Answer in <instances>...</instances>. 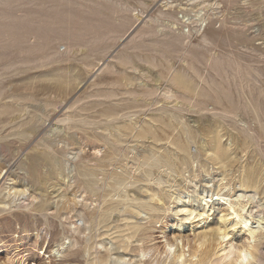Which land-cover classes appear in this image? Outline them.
<instances>
[{
    "label": "bare ground",
    "instance_id": "obj_1",
    "mask_svg": "<svg viewBox=\"0 0 264 264\" xmlns=\"http://www.w3.org/2000/svg\"><path fill=\"white\" fill-rule=\"evenodd\" d=\"M66 1L67 0H7V2L3 3V8H1L3 13H0V57L6 56L9 54V51L12 52L13 49H18L19 47L20 54L26 53L29 55L32 50L38 49L42 46V43H46L44 41H48L46 44L48 53L43 54L39 58V63L37 64L39 66L38 68L47 67L55 62L58 64L59 59L61 62L65 61L66 59H63V57H65L63 56L64 53L56 50L53 46L59 42L63 43V41H66V52L69 53L73 49H76L75 47H77V44H74V41L64 36L44 40L45 37L41 34L40 30H43L41 28L49 23L54 24L55 22L40 15L39 12L30 9V7H34V9L38 8L42 12L43 9H58L64 5V2L69 3V1ZM107 2L111 3L112 1L108 0ZM209 6L211 5L207 3L206 0H186V3L175 5L173 1L165 0L161 5V11L158 12L157 19L159 20L161 18L166 20L171 27L178 26L180 20L174 16V13L176 12V8L179 7L185 11L183 13L185 22L190 21V17L193 16L190 22L194 28L197 29L199 24L204 26L206 21H208ZM80 8L84 9L81 6ZM88 8L90 9L91 7ZM7 9H16L17 12H4ZM64 10L65 9H63V11ZM112 10L118 14L124 12V9L120 5L113 7ZM63 11L60 13L61 15ZM53 12H55V10ZM59 12H55V14H59ZM101 15L103 16L102 13ZM138 15L136 14V17ZM61 17L65 19V17ZM124 19L126 22L128 16L126 18L124 17ZM137 20H140L139 16ZM155 21L152 18L144 21L145 23L143 20L140 21V24L143 22L144 25L138 30V34H140L139 38L148 37L153 39L155 37L157 32ZM63 22L65 23V21ZM32 24L38 28H35L39 30L38 32L33 33L31 31L32 29L30 30ZM56 24H54V27ZM79 25H83V22ZM61 26L62 25L58 27L57 25L58 29H60ZM64 28L65 27L62 29ZM70 28L72 29V27ZM45 29H47V27H45ZM190 30L191 29L188 27L189 34L186 35L184 33L176 34L171 29L172 32H170L169 39L167 38L165 41L154 42L156 47H154L153 51L158 53L161 52V57L164 61L157 60V57L151 59L148 56L145 61L151 69H157V79H154L156 83L152 84L151 80V84H147V86L143 85L144 87H138L140 85H137V87L128 88L135 82V76H133V78L127 73V70L132 69L135 71L141 66L139 67L131 56L124 55L118 59L119 65L125 69L119 72L120 76L117 73L118 78L114 77L113 81L107 85V87H109L103 90L104 92L99 89L101 92L96 90L97 92L95 91L96 93L94 94H91L93 93L91 92L88 95L85 94L83 97H80L72 107H70V109L76 108V112L70 115L67 114L65 119L59 121V123H65L67 125L68 131L76 130L85 135L90 144L102 143L107 147L102 157L97 156L96 159L89 160L90 163L93 162L95 165L76 163L81 159L80 155L83 149L80 147V143L73 137H68V139L63 140L67 149L58 150V153H60L64 159L65 169L58 170L57 168V173H55V170L54 174L58 179L62 178L64 181H67V185L65 191H62L60 195L57 193L58 196H56L61 200L66 199V192L68 189L76 185L78 187V193H81L83 190V193L87 195V198H85L86 200L90 199L92 202L98 204V208L86 214L84 218L85 220L87 219L86 223L89 225L90 233H93L91 237L88 238L89 241L87 244L81 241V236L84 235L88 229L72 226L73 223L69 224L68 232L72 233L75 244L79 245V249L74 252L76 261L79 262V264H112V253H110V251L103 253L100 248H104V241H97V238L101 237L100 234L97 235V232L101 229L106 230L102 235L109 236L111 237L110 239L116 241L119 247L118 249L126 252L136 251L137 258H140L143 264H264V198L261 197V195H264V178H261L262 171L258 165L259 163L257 164V161L256 163L254 162L257 155H259L258 152L254 157L255 159L251 158L253 155H250L247 161L245 160L246 162L243 161L251 148H253L252 151H255L254 148L257 146V142L259 140L263 142L262 140H264L263 92H260L259 90L261 89H259L258 92H256V94H258L255 95L253 94L254 88H252L250 90L251 96H246L245 98L244 95L246 93L242 94L240 90H237L239 94L237 95V93H235V97L230 91V83L228 81L232 78L230 82L234 84L236 88L246 89V87H249L250 89L253 87L252 85L250 86V83L257 72L255 73V69L253 70L251 68L253 70L252 72V70H249L250 68H246L240 60L234 57V60H231V58L229 59L227 53L225 54H227L228 57L224 54L219 56L215 54V57L212 55L208 56L207 51H205L206 53H198L199 50L198 52L197 49L192 50L194 46L190 48L191 51L187 49L188 58L183 60V62H181V58L180 62L182 65H178L176 59L179 56L182 57L179 53L182 52L181 49H184V44L188 42ZM210 31L211 30H208V33L200 39L204 45H214L215 43L211 38L213 35ZM72 32L74 31H71V33ZM59 33L61 34V32ZM140 44L137 45L143 47L144 44ZM24 45L27 46L23 47ZM91 45L93 44L91 43ZM178 46L181 47L179 48ZM149 47H151V44ZM51 48L53 51H51ZM158 49H162L163 51H158ZM180 50L181 52H179ZM203 50L204 49H202V51ZM205 50L207 49L205 48ZM250 52H252V50ZM154 55L159 54L155 53ZM70 56L72 55L70 54ZM88 58L90 57L88 56L86 60H88ZM251 59H253L252 56ZM251 59L250 63L253 62ZM26 60L25 57V61ZM83 60L85 61V59ZM88 62L90 63L91 61L88 60ZM13 65V63H10L0 69V80L4 79L5 76L7 77ZM248 66H250V64ZM103 67L107 69L108 65L105 66V63L100 65L99 63L97 71H100ZM143 67L141 68L143 69ZM32 68L34 67L32 66L31 69ZM25 69L30 70L27 67ZM20 71H22V69H20ZM252 73H255V75L253 76ZM14 76L12 75L11 78ZM63 76L64 75H60L54 78L57 82L58 91L60 89L61 92L63 91L62 94L64 95L68 93L69 86L74 83L73 80L75 77L72 76V78H70V74L67 77ZM142 77L139 78V80L143 79ZM145 78L148 79V81L153 79L147 76ZM74 81H76V79ZM86 82H78V85L74 83L76 88L72 91L81 90L86 85ZM90 84H92V82ZM50 86L49 88H51ZM0 89L3 90V88ZM51 89H53V87ZM55 89V92H57L56 87ZM247 91V94H249L250 91L248 89ZM255 91H257V89ZM2 93L3 92H0V127H7L11 136L15 137L23 144H27L32 138L39 134L46 125L47 127L50 126L45 134L46 138L43 139V142L45 143V154L54 152V146H60L59 140L57 141L55 136L59 135L64 130L57 125L58 123L51 126V119L59 110L64 108L65 104L61 103L58 105L56 101L48 99L44 102L40 100L41 105L39 106L41 107L37 109V111L39 110V114H37L36 111V113H30L31 111L29 112V109L31 103L37 102L35 100L36 97H33L35 96L34 94H32L33 96L13 94L14 96L6 98L11 100V102L2 103L1 100L4 99ZM60 95L61 94H59V96ZM91 99H95L93 103ZM161 104L162 106H160ZM165 105H170L171 108L168 109L164 107ZM99 108L101 109L99 110ZM142 115L146 117V119L143 118L144 121L140 119ZM191 115H200L201 118H194L193 121H190L192 119V117H190ZM209 116L212 118H209ZM250 119H252V121H250ZM252 123L254 124L252 125ZM101 125L104 126L101 127ZM98 127L102 128V134L100 135L94 132ZM225 137H228L225 141L227 142L229 140V144L224 143ZM197 139H203L204 141L202 148L205 149V151L203 153L201 151V156L205 160L202 163L198 160L199 156L194 155L191 151V146L199 142ZM237 140H240L241 143L239 148L240 151L237 150L239 152L234 150L236 147L232 149L235 146V142L237 143ZM146 141H151L148 142L150 143V149L142 150L143 152H141V154L137 153L136 147L139 146L140 143L144 145ZM107 142H111V144ZM160 143H163V146H159ZM38 146L39 145H37V147ZM76 146H78V148H76ZM261 147L263 148L262 145ZM248 149L250 150L247 151ZM255 149L257 150V148ZM94 151L99 152L100 149H95ZM252 151H250L251 154H253ZM175 152L177 154H175ZM249 157L250 160H253L251 163L248 162L250 161ZM25 158L27 157L25 156ZM56 159L57 160L54 162L58 164L59 158ZM132 160L134 163L130 165V161ZM21 162L22 161L17 164L16 169L19 170L21 174L24 173L27 177L31 178L32 182L30 181L31 183H28L26 178H24L23 181L17 180V182H14L16 178L13 176L15 179H12V175L9 173L10 169L6 173L4 172L5 174L0 180V182L3 181L0 185V214L7 208L20 207V204L25 205V207L30 206V209L36 208L37 204H43L42 193L38 192L40 191L38 186L42 182L38 176L39 173L36 178L35 171ZM74 162L76 163L75 165L72 164ZM111 167L112 169H110ZM211 169L212 171L219 170V174L213 177L210 173ZM118 170H120V172H118ZM161 170H163V172ZM198 170L201 174L198 173ZM74 171L76 172V176L73 177L72 173ZM156 171H161L173 177V182L179 185V187H176L173 191L174 194L179 197V201H181L184 196L185 198H193L197 196V193L202 191L199 195L201 197L198 206L190 204V201H182L181 207L177 206L176 209L185 216L186 220L190 221L199 218L198 222H202L203 226L200 230L196 229L188 233H184L183 231L165 233L162 237L165 238V248H167L166 251L164 250L165 258L160 262H156L155 260H148V262H146V260L143 261V259H146L151 252H154L155 256L159 247L156 249V246L152 247L146 245L150 244L151 235L149 231L152 227L147 226V223H139L138 218L143 213H147L146 211H150L151 214L149 215L153 218H151L149 224L152 225L157 222L159 216L156 214L159 208L155 206L149 207V205L142 201L143 198L140 193H151L148 196L151 201L162 202L163 199L159 191H155L153 188L149 187L144 189L142 186L140 188V193H134L132 197L124 190L128 187L127 185L131 183L132 179L134 181L132 184L142 182L151 183L154 180L157 185H160L163 178L162 175H160L161 172L159 176H155V178L154 175ZM16 172L19 173L18 171ZM138 172L142 173L141 176H136ZM19 176L17 175V177ZM99 176H101V179H99ZM199 176H203V181L206 182V184H210V182L216 180V188L212 191L204 187L199 188L197 184ZM47 179L49 181L50 176H48ZM47 179L45 178V180ZM58 185L60 184L58 183ZM77 192H75L73 196L74 205H77ZM116 196L118 197L117 201H114ZM172 197L173 195L169 198ZM66 205L67 204H65V206ZM47 207L41 205L37 207V210H46L49 212L48 210L50 209ZM168 209H170V207ZM55 210L53 214L62 213L63 215L68 209L66 210L65 207H58ZM69 212L70 211H68V213ZM115 214L119 215L116 218L117 220H113ZM214 214H216V218L210 220V217L214 216ZM134 219L136 220L133 221ZM113 223H116L114 227L112 226ZM237 229L240 234L245 236L244 240L236 237L235 232ZM43 232L44 229L32 232L25 230L21 232V237H35L36 240L39 241L43 238ZM110 232L111 234H109ZM52 235L53 234H51V236ZM56 235L57 233H54V236ZM134 239L137 240L140 247L133 250L131 248V243ZM73 244L74 243H72V245ZM17 245L19 244L17 243ZM64 247L65 243L63 242L58 243L57 246L52 250L50 249L49 252L47 249H44V247L41 249L39 247L37 249V245L33 250L37 255L41 254V256H45L47 253H52L53 251L62 255L64 253ZM23 250L24 249L20 247H16L14 251L17 254L8 253L4 261L0 262V264H14L15 262L17 263V261H21L22 264H29V258L26 257L27 254H22L24 253ZM161 253L162 252H159L158 255ZM51 256H53V254L49 255L47 259L51 260ZM34 262L33 264H38V262ZM47 263L52 264V261ZM135 264L139 263L136 261Z\"/></svg>",
    "mask_w": 264,
    "mask_h": 264
},
{
    "label": "rangeland",
    "instance_id": "obj_2",
    "mask_svg": "<svg viewBox=\"0 0 264 264\" xmlns=\"http://www.w3.org/2000/svg\"><path fill=\"white\" fill-rule=\"evenodd\" d=\"M67 1H69V3L64 2V5H62L58 9H53V10L52 9L51 10L50 9L49 10L43 9L42 12L38 8L34 9V7H30V9H33V10L39 12V14L43 15L45 18L54 21L55 22L54 24L57 23L55 25V27H54V24L49 23L48 24L49 26L45 25L41 28V29H43V30H40L41 34L45 37L44 40L53 39V38H56L58 36L59 37L64 36V37H68L69 39L74 41V44L75 43L77 44V47H75L76 49H73L69 53L66 52V46H65L67 44L66 41H63V43L59 42L53 46V47H55L56 50H59L60 52L64 53L63 56H65V57H63V59L64 60L66 59L65 61L61 62L59 59L58 64H56L57 62H55V63H53L47 67H40V69L38 68L39 66L37 64L39 63V58L43 54L48 53V48L46 47V44L48 41H44L46 43H42V46L40 48L32 50L29 55L26 53L20 54V50H19L20 47H19L18 49H13L12 52L9 51V54H7L6 56L0 57V69L3 66H6L7 64H10V63L14 64L10 73L7 74V77L5 76L4 79L0 80L1 81L0 82V85H1L0 88H3V90L0 89V92H3L2 94H3V97L5 99V100L4 99L1 100L2 103L11 102V100L6 99V98L9 96H14L16 94L17 95L20 94L21 96L34 94L35 96H33V95L32 96L36 97L35 100L37 102L31 103V107L29 109V112L31 111L30 113H34L36 111L37 114H39V112H38L39 110L37 111V109H39L41 107V106H39V105H41L40 104L41 101L44 102L48 99V100L56 101V103H58V105H60L61 103L65 104L64 108L62 110H59V112L55 114L57 117L54 115L53 118L51 119V126L58 123L57 125L60 128H62L64 131H62L59 135L55 136V139L57 141L59 140L60 146L59 147L54 146L55 151L51 152L50 154H45V148H44L45 143L43 142V139L46 138L45 134H46L47 130H49L50 126L47 127V125H46L41 130V132L34 137L35 139L32 138L27 144L24 143L26 146L22 142L17 140L15 137L11 136V133L8 131L9 129L7 127H5V128L0 127V180H1L2 176L10 169L9 173H11L12 179L16 178L14 182H17V180L23 181V179L26 178V181L28 183H31L32 182L31 178L27 177L24 173L21 174V172L16 169L17 164H19V162L22 161L21 163L28 165L30 168H32L35 171L36 178H37V174L39 173L38 176L42 181L40 184L41 186L40 185L38 186V189L40 190L38 192L42 193V197H43L42 203L43 204L39 203L40 205H38V204L37 205L38 206L43 205L44 207L48 206L47 208L50 209V210H48L49 212H47L46 210L45 211H39V210H37L38 209L37 205H36V208L30 209L29 208L30 206L25 207V205L20 204V207L19 206H18V208L13 207L16 209H13V208L8 209L7 208L6 210H4V212H2L0 214V262L4 261L6 255L8 253L14 254L15 253L14 250L16 247H20V248L24 249L23 250L24 253H22V254H27L26 257L29 258L28 259L29 264H33L34 261H35L34 263L38 262V264H48L47 262H50V261H52V264H79V262L76 261V256L74 255V252L79 249V245L75 244L72 233L68 232L69 231V224L73 223L72 226L88 229V230H86L85 234L81 236V241H83L84 244H87V242L89 241L88 238H90L93 233H90L89 225L86 223L87 219L85 220L84 218H85L86 214H88V213L92 212L93 210H95L96 208H98V204L95 202H92L90 199L86 200L85 198H87V195L85 193H83L84 192L83 190L81 191V193H78L77 192L78 187L76 185H73L72 187H70L68 189V191L66 192L67 193L66 199L61 200L59 197H57L58 194L60 195L62 193V191H65L66 185H67L66 184L67 181H64L62 178L58 179V177L54 174L55 170H56L55 173H57V168H58V170L59 169L60 170L65 169L64 168L65 167L64 159H63L62 155L60 153H58V150L60 151L61 149H67L65 147V142H63V140L68 139V137H73L78 141V143H80V147H82V149H83V152L80 155L81 159H79L76 163L77 164L85 163L88 165H95V163H93V162L90 163L89 160H94V159H96L97 156L102 157L104 155V152L107 150V147H105V145H103L102 143H97V144L91 143L90 144L85 135L81 134L79 131H76V130L68 131L67 125L65 123L61 124V123H59V121L62 119H65L67 114L70 115V114H73L76 112V108L70 109V107H72V105L80 97H83L85 94L88 95L91 92H93L91 94H94L97 92L96 90H98V92L100 90H102V92H104L103 90H106L109 87V86L107 87V85H109L113 81V78L114 77L118 78L117 73L119 74V72H122L123 70H125L124 67H122L118 63L119 57H122L124 55L125 56H127V55L131 56L133 58V61L135 63H137L139 65V67L144 66L143 69L140 67L139 68L140 70L138 69V70L133 71L132 69H129V70H127L128 72L126 71L132 77L135 76V78L133 77L135 79V82L133 83V85H130L133 87L129 86L128 88H134V87H137V85H140L138 87L147 86V84H151V80H152V84L156 83L155 80L157 79V74H158L157 72L158 71H157V69H154V70L151 69L149 67V65L146 64V61H145L147 56L150 57L151 59H153L154 57L155 58L157 57L156 58L157 60H163V58L161 57V52L158 53L156 51H153L154 47H156L154 42L155 41H162V40L165 41L167 38L169 39L170 32H172L171 29L176 34L184 33V34L188 35L189 34L188 33V27H189V29H191L190 30L191 32L189 35L188 42H186L184 44V46H186V47L183 46L184 49H181L182 52H181V50L179 51V52H181L179 54L182 55V57L179 56L178 57L179 59L178 58H177L178 60L176 59V62L178 63V65H182L181 62H183V60H186L188 58L187 49L191 51L190 48L193 46L198 47V48L193 47L194 49L192 48V50L197 49V52L199 50L198 53H200V52L206 53L205 51H207L208 56L212 55L215 57V54H216V56L224 54V55H226V57H228L227 56V54H228L229 59L231 58V60H234V58H235L237 60H240L246 68H250L249 70L255 69L254 72L255 73L257 72L256 73L257 76L255 75V73H252L253 76L255 75V77L252 79V82L250 83V86L251 85L253 86L250 89H249V87H246V89L236 88L235 85L230 82V80L232 81V78L229 79L228 81L230 83L231 93L236 97L235 93H237V95H238L239 92H237V90H240L242 94L246 93L244 95V97L246 98V96H249V97L251 96L250 90L252 88H254L253 94H255V95H257L258 93L256 94V92H258V90L261 89L259 91L263 92L262 98L264 99V0H206V2L210 3V5H211L208 8L209 18H208V21H206V24H204V26H201V24H199L197 26V29L194 28V26L190 22L191 19H193V16L190 17V21L185 22V20L183 18V13L185 11L179 7L176 8V12L174 13V16L180 20V24L178 26L171 27L169 25V22H167L166 20L161 19V18L158 20L157 19L158 12L161 11V5L165 2V0H162V1L161 0H110L113 3L112 2L108 3L107 2L108 0H99V1L98 0H90V1L89 0H67ZM168 1H173L174 5L179 4V3H186V0L185 1H183V0H168ZM5 2H7V0H0V13H3L1 11V8H3L2 4ZM92 2H93V4H92ZM116 4L118 6L120 5L124 9L123 13L118 14L115 11L113 12L112 9H113V7H117ZM65 6L68 8H66ZM80 6L84 9H81ZM88 7H91V8L89 9ZM60 9L62 11H63V9H65L64 10L65 13L63 11V14L61 15L60 13H62V11ZM54 10L56 13H58L60 10L59 14H55V12H53ZM6 11L8 13H14V12L16 13L17 12L16 9H12V10L7 9L4 12H6ZM100 12L103 14V16L101 15ZM19 14H21V13H19ZM136 14L137 15L139 14L138 16L140 17V20H137L138 16L136 17ZM57 15H58V17H57ZM59 15L65 17V19ZM127 16H128V19L125 22L124 17L126 18ZM59 17H60V19H59ZM149 18H152L154 21L156 19L157 22L155 21V26L157 27L158 33L156 32L155 37L154 38L152 37L153 39L148 38V37L139 38L140 34H138V32H139L138 30H140L142 28V26L144 25L143 22L148 20ZM69 19L71 20V22ZM76 19L78 22L76 21ZM141 20H143V22L140 24ZM63 21H65V23ZM82 22H83V25H79V24H82ZM20 23H23V22H20ZM75 24H77V25H75ZM57 25H58V27L60 25H62V26L60 29H58ZM63 25H66V26H63ZM72 25H74V26H72ZM78 25H79V27H78ZM206 25H207V27H206ZM33 26L34 25L32 24V26L30 27V30L32 29L31 31L33 33L38 32L39 31V30H37L38 28L34 26V29L37 28L34 30ZM45 27H47L48 30L45 29ZM63 27H65L66 29L65 28L62 29ZM70 27H72V29ZM83 27H85V28H83ZM74 28H76V29H74ZM208 30H211L210 32L213 35L211 38H212V40H214L216 45H215V43H214V45H204L200 41L201 37H203L204 35H206L208 33ZM71 31H74V32L71 33ZM76 31H78V32H76ZM53 32L57 33V34H54ZM59 32H61V34ZM65 32H66V34H65ZM51 33L54 35H52ZM88 33H89V35H88ZM77 37H79V38H77ZM100 37H101V39H100ZM90 42L93 45H91ZM83 43H84V45H83ZM137 44H140V45L144 44V45H143V47H139V45H137ZM150 44H151V47L153 45V47H152L153 49L151 47H149ZM200 45H202V46H200ZM223 45H225V46H223ZM25 46H27V45H24L23 47H25ZM91 46H93V47H91ZM178 47L180 48L181 46H178ZM78 48H79V50H78ZM201 48L204 50L202 51ZM205 48L207 50H205ZM148 49H149V51H151V50L152 51L149 52ZM87 50L89 51V53ZM93 50H96V51H93ZM251 50H252V52H250ZM51 51H53V49ZM158 51H163V50L158 49ZM256 51H257V53H256ZM155 53L159 54V55H154ZM225 53H227V54H225ZM70 54L72 56H70ZM86 54H87V56H86ZM139 55L141 56V58ZM17 56H18V58H17ZM88 56L91 58V60H90V58H88V60L91 61L90 63L88 62V60H86ZM251 56L253 57V59H251ZM25 57L27 59L26 61H25ZM69 57L70 58L72 57L75 60L72 58L70 59ZM75 57H77V58H75ZM238 57H239V59H238ZM181 58H182V60L180 62ZM183 58H185V59H183ZM249 58L254 63L253 62L250 63ZM68 59H69V62H68ZM83 59H85L86 62ZM19 61H22V62H19ZM243 61H245V62H243ZM63 62H64V64H63ZM86 63L89 67L86 65ZM99 63H100V65L102 63H105V66L108 65V68L106 69L105 67H103L100 71H97L99 68ZM249 64H250V66H248ZM32 66L34 68L31 69ZM85 66H86V68H85ZM26 67L29 68L30 70L25 69ZM256 68L258 69V71ZM20 69H22V71H20ZM33 69H35V70H33ZM116 70H117V72H116ZM149 70H150V72H149ZM253 70H252V72H253ZM93 71H94V73H93ZM114 72H116V73H114ZM69 74H70V78H72V76L75 77L76 81H74L75 79L74 80L72 79V80L75 84L77 83L76 85H78L80 82H83V81L86 82V80H87V82H86V85L79 91H72L73 89L76 88V85L74 83H72L69 86V89L67 91L69 94L65 93L63 95L62 94L63 91L61 92L60 89L58 91L57 82H56L55 78L59 77L60 75H64V76L66 75L65 77H67ZM12 75L13 76L15 75V76L11 78ZM57 75H59V76H57ZM150 75H152V76H150ZM9 76H10V78H9ZM50 76H51V78H50ZM55 76H57V77H55ZM119 76H120V74H119ZM142 76H144V77H142ZM146 76L152 77L153 79H150L148 81V79L145 78ZM141 77L144 80L145 79L146 80L145 81L143 79L139 80V78H141ZM46 78H49V79H46ZM147 81H148V83H147ZM91 82H92V84H90ZM49 86L51 88L53 87V89L49 88ZM55 87L57 88V92L58 93L60 92L59 93V94H61L60 96L57 92H55L56 91ZM70 87H72V88H70ZM233 88H234V90H233ZM48 89H50V90H48ZM247 89L250 91L249 92L250 95L247 94V92H248ZM256 89H257V91H255ZM42 90H43V92H42ZM47 90H48V92H47ZM244 90H246L247 92ZM54 94H56V95H54ZM57 97H58V99H57ZM91 100H92L91 102L93 103L95 99H91ZM34 106H35V108H34ZM160 106H162V104ZM164 107H167L168 109L171 108L170 105L169 106L165 105ZM100 109L101 108H99V110ZM146 112H148V111H146ZM146 112H145V114H146ZM190 117H192V119L190 121H193L194 118H197V119L201 118L200 115H191ZM143 118L146 119L145 115L144 116L142 115L140 117L141 121H144ZM209 118H212V117L209 116ZM250 121H252V119H250ZM216 122L220 123L219 121H216ZM253 124L254 123H252V125ZM102 126H104V125H101V127ZM94 132L96 134L100 135V134H102V128L98 127L95 129ZM227 138L228 137H225V139H224L225 144L230 143L229 140L227 142L225 141ZM197 140L199 141L198 142L199 144L198 143L193 144L191 146V151L194 155L199 156L198 160L200 163H202L205 160L201 156V151H202V153L205 151V149L202 148V144L204 141H203V139H197ZM262 141L263 142H261V140H259L257 142V146L255 147V148H257V150L255 148H254L255 151H252L253 148H251V150L250 149L247 150V151H249V150L252 151L253 154H251V152L249 151L246 154L247 158L245 157L243 159V161H245V160L247 161L248 156H250V155H253V156H251V158H254L258 152L259 155H257L256 160H254V162L256 163V161H257V164L259 163L258 165L260 166L261 171H262L261 172V176H262L261 178L263 179L264 178V176H263V174H264V171H263L264 170V166H263L264 165L263 164L264 163L263 162L264 161V144H263L264 140H262ZM148 142H151V141H146L144 145H142L140 143L139 146L136 147L137 153L141 154V152H143L144 150L150 149V145H149L150 143H148ZM107 143L111 144V142H107ZM237 144H238V146H237ZM240 144H241L240 140H237V143L235 142V146L232 149H234L235 147L236 148L238 147L237 149L235 148L234 150L240 151V149H239ZM37 145H39V146L37 147ZM261 145L263 146V148L261 147ZM21 146H22V148H21ZM159 146H163V143H160ZM35 147H36V149H35ZM76 148H78V146H76ZM95 149H100V151L95 152L94 151ZM239 151H237V152H239ZM94 153H95V155H94ZM175 154H177V153L175 152ZM25 156L27 158H25ZM37 158H39V159H37ZM56 158H59L58 164H56L54 162L55 160H57ZM22 159H24V160H22ZM249 160H250V157H249ZM258 160H259V162H258ZM251 161H253V160H250L248 162L251 163ZM76 163L74 162L72 164L75 165ZM133 163H134L133 160L130 161V165H132ZM199 168H200V164H199ZM262 168H263V170H262ZM110 169H112V167ZM16 171H18L19 173H17ZM161 171L163 172V170H161ZM118 172H120V170H118ZM160 172L156 171L154 177L159 176ZM162 172L160 175H162L163 180H161L162 183H160V185H157L156 182H154V180L151 183L142 182V183L132 184L134 182L132 179L131 183H129V185H127L128 187L124 190L125 192L129 193L130 197H132L134 195V193H140V188L142 186L144 187V189L146 187H149V188H153L155 191H159L161 194V197L163 199L162 202H156L154 200L151 201L148 197L151 193H140V195L143 198L142 201L145 202L147 205H149V207L155 206V207L159 208V211L156 214L157 216H159L157 219V222L153 223L152 225L149 224V221L151 220V218H153L149 215V214H151L150 211H146L147 213H143L138 218L139 223H141V224L147 223L148 224L147 226L152 227V229L149 231V233L151 235V240L149 242L150 244H146V245L152 246V247L156 246V249L159 247L157 249V253H155V256H154V252H151L150 255H148V257L146 259H143V261L146 260V262H148V260L149 261L155 260L156 262L157 261L160 262L165 258L164 252L166 251L167 248H165V242H164L165 238H162L165 233L167 234V233H171L173 231H183L184 233H188L190 231L193 232L196 229L200 230L201 227L203 226L202 222H198L199 218L198 219L197 218L192 219L190 221L186 220L185 216H183V214L178 212L176 209L177 206L181 207L182 201H190V204L198 206L200 204V197H201L199 195L202 193V191L197 193V196H195L193 198H185V196H184L182 198V200L179 201V197L177 195H175L173 192L176 187L177 188L179 187V185L177 183L173 182V177H170V176L166 175V173H162ZM156 173H157V175H156ZM198 173L201 174V172L199 170H198ZM210 173L214 177V176H217L219 174V170L212 171V169H211ZM48 174H50V175H48ZM141 174L142 173L138 172L136 174V176H141ZM17 175L18 176L20 175V176L17 177ZM44 175H46V176H44ZM47 175L50 176L49 181L47 179V177H48ZM229 175H231V174H229ZM72 176L73 177L76 176L75 171L72 173ZM52 177H54V178H52ZM202 177L199 176L198 180H197V184H198L199 188L204 187L205 189H208L210 191H212L216 188V185H217L216 180H214L213 182H210V184H206V182L203 181ZM27 178H29L30 180ZM45 178L47 180H45ZM43 179L45 180L44 183H43V181H44ZM99 179H101V176H99ZM178 179H180V178H178ZM2 182H0V185ZM57 182L60 185H58ZM64 182H65V187H64ZM263 182H264V179H263ZM56 186H58V187H56ZM75 192H77V199H76L77 205H74V201H73V196H74ZM171 195H173V197L169 198ZM261 197L264 198V195H261ZM117 198L118 197L116 196L114 201H117ZM43 199H44V201H43ZM58 200H60L61 202ZM64 202H67V203H64ZM65 204H67V205L65 206ZM58 207L59 208L65 207V209L66 210L68 209V210L63 215H62V213L53 214L56 211L55 209ZM169 207H170V209H168ZM71 210H73V211H71ZM68 211H70V212L68 213ZM176 212H178V213H176ZM118 216H119L118 214H115L113 216V220H117L116 218ZM28 217H31L32 219L28 218ZM213 218H216V214H214V216H211L210 220ZM83 219H84V221H83ZM135 220L136 219H134L133 221H135ZM115 224L116 223H113L112 226L114 227ZM51 228H52V230H51ZM42 229H44V232H43L44 235H43L42 240L38 241V240H36L35 237H21L22 236L21 232H23L25 230L32 232V231H41ZM105 231L106 230L101 229L100 231L97 232V235L98 234L101 235L100 238H97V241H104V248L103 249L100 248V250L103 253L108 252V251H110V253H112L111 254L112 264H135L136 261L139 264H143V263H141L140 258H137V256H136L137 252L136 251L126 252V251L118 249L119 247H118V244L116 243V241H113L112 239H110L111 237H109V236L102 235V233ZM46 232H47V235H46ZM53 232L57 233V235L54 236ZM50 233L53 235L51 236ZM235 233H236V237H238L239 239H241V240L245 239V236L240 234L238 229L236 230ZM109 234H111V232ZM19 236H20V238H19ZM71 236H72V238H71ZM63 242L65 243V247H64V251H63L64 253L62 255L57 254L56 251H53L52 253H47L45 256H41V254L37 255V253H35L33 250L36 248V245H37V249L39 247H40V249L44 247V249H47V251L49 252V250L54 249L58 243H63ZM17 243L19 245H17ZM72 243H74L73 244L74 246L72 245ZM138 247H140V244L137 242L136 239H134L133 242L131 243V248L134 250L135 248H138ZM1 251H3V252H1ZM159 252H162L160 254L161 256L158 255ZM16 254L17 253H15V255ZM51 254H53V256H51V260L47 259V257ZM85 259H86V256H85ZM121 259H123V260H121ZM16 260H17V258H16ZM82 261H84V260H82ZM14 264H22V263H21V261L20 262L17 261V263L15 262Z\"/></svg>",
    "mask_w": 264,
    "mask_h": 264
}]
</instances>
